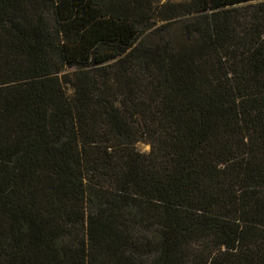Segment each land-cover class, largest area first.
<instances>
[{
    "label": "trees",
    "instance_id": "1",
    "mask_svg": "<svg viewBox=\"0 0 264 264\" xmlns=\"http://www.w3.org/2000/svg\"><path fill=\"white\" fill-rule=\"evenodd\" d=\"M0 264H264V0H0Z\"/></svg>",
    "mask_w": 264,
    "mask_h": 264
},
{
    "label": "rangeland",
    "instance_id": "2",
    "mask_svg": "<svg viewBox=\"0 0 264 264\" xmlns=\"http://www.w3.org/2000/svg\"><path fill=\"white\" fill-rule=\"evenodd\" d=\"M168 1L181 2V1H187V0H155V2H156L157 4H163V3L168 2ZM185 17H186V16H181L179 19H180V20H183V19H185ZM155 19H157V21H158V20H160V17H159V16H158V17H155ZM155 19H154V20H155ZM160 23H162V22L160 21L158 24H160ZM181 24H182V23L180 22V25H181ZM149 31H150V30H149ZM69 91L72 93V92H73V89L70 88ZM138 148H139L141 151H149V150L151 149V144L146 143V142H139V143H138Z\"/></svg>",
    "mask_w": 264,
    "mask_h": 264
}]
</instances>
